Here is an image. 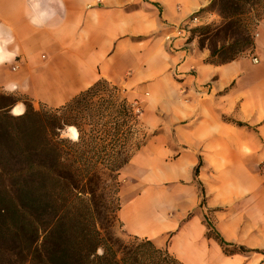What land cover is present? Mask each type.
Here are the masks:
<instances>
[{
  "label": "crops",
  "instance_id": "crops-1",
  "mask_svg": "<svg viewBox=\"0 0 264 264\" xmlns=\"http://www.w3.org/2000/svg\"><path fill=\"white\" fill-rule=\"evenodd\" d=\"M210 1L97 0L94 21L80 0H65L64 23L37 30L24 0H0V22L13 26L21 50L15 65L0 67V92L27 78L30 93L18 97L36 109L58 107L99 78L125 95L145 92L146 112L160 118L118 174L126 232L185 264H218L222 248L205 236L206 215L225 241L257 249L264 264V15L250 49L212 64L210 50L188 40L199 23L182 30Z\"/></svg>",
  "mask_w": 264,
  "mask_h": 264
},
{
  "label": "trees",
  "instance_id": "trees-1",
  "mask_svg": "<svg viewBox=\"0 0 264 264\" xmlns=\"http://www.w3.org/2000/svg\"><path fill=\"white\" fill-rule=\"evenodd\" d=\"M257 6L264 0H211L195 14L216 12L222 24L195 26L188 40L199 33L200 47L208 41L207 62H229L252 47L247 14ZM262 15L264 10L251 22L256 25ZM228 35L233 42L217 47L216 38ZM119 93L99 78L58 107L36 109L17 96L28 104L25 117L0 112V264H185L147 237L122 239L114 231L122 225L119 171L157 133L143 130L138 102ZM14 102L0 94V108ZM61 121L80 129L78 144L59 139ZM201 193L202 205L203 188ZM203 221L205 236L225 253L258 251L225 241L206 215ZM101 245L105 255L92 259Z\"/></svg>",
  "mask_w": 264,
  "mask_h": 264
},
{
  "label": "clouds",
  "instance_id": "clouds-1",
  "mask_svg": "<svg viewBox=\"0 0 264 264\" xmlns=\"http://www.w3.org/2000/svg\"><path fill=\"white\" fill-rule=\"evenodd\" d=\"M81 5L89 10V14L95 21L98 17L91 11L97 0H80ZM24 16L28 23L35 29L54 30L64 23L67 8L65 0H24ZM198 46V40L194 39L191 43ZM204 54L211 55L210 51L204 50ZM21 55V50L16 42L14 28L10 24L0 22V67L5 65H15ZM31 85L27 78L22 82L19 80H8L3 84L2 94L5 97H12L14 103L0 108V112L7 111V114L14 119H21L28 113V104L19 96H26L30 93ZM60 140H67L71 144H78L81 138L80 129L75 124L60 122V126L55 129ZM105 248L97 246L91 258L103 257Z\"/></svg>",
  "mask_w": 264,
  "mask_h": 264
},
{
  "label": "rangeland",
  "instance_id": "rangeland-1",
  "mask_svg": "<svg viewBox=\"0 0 264 264\" xmlns=\"http://www.w3.org/2000/svg\"><path fill=\"white\" fill-rule=\"evenodd\" d=\"M262 10H264V6H257L256 10H252L250 11L248 15L249 19L248 22L251 24V35L254 31V28L256 25H254V22H251V20L255 19L256 14L258 15ZM201 15H199V24L197 26H205V25H212V28H215L219 25L222 24V20L219 17L218 14H216V12H206L205 14H203L202 17H200ZM257 24V23H256ZM193 28V27H192ZM214 33V32H213ZM199 33H195V39L199 40ZM216 46L219 47L221 44H225L227 45L228 43H232L233 39L228 35L225 36L224 38H216ZM199 45V44H198ZM208 45V41H205V45L207 47ZM208 48V47H207ZM120 96H127L129 98V100H134L138 102V105L141 109V112L138 113V117L140 119V122L142 124L143 130L146 133L151 134L154 131H158L157 128H153L152 127H148L147 123L153 122L155 124V122H157L160 118V115L156 112V110H151L149 113L146 112L145 110V101H146V97L147 94L145 92L139 94V95H125L122 92L119 93ZM45 106L43 104H40L39 108ZM264 163V162H262ZM261 163V164H262ZM261 167V165H260ZM204 222V221H203ZM209 222V220H208ZM205 223V222H204ZM116 235L122 239H126L128 236V233L126 232V230L124 229L123 225H116L115 229H114ZM235 245H239V244H235ZM227 249H231V247L227 248ZM262 252H264V250H262ZM217 262L218 264H258V257H261L260 253H255V252H251V253H235V254H229V253H225L223 250H219L217 251ZM249 257V258H247Z\"/></svg>",
  "mask_w": 264,
  "mask_h": 264
},
{
  "label": "built area",
  "instance_id": "built-area-1",
  "mask_svg": "<svg viewBox=\"0 0 264 264\" xmlns=\"http://www.w3.org/2000/svg\"><path fill=\"white\" fill-rule=\"evenodd\" d=\"M199 22V16H197L195 13H193V15L190 17L189 21L187 23H185L182 26V30H186V27L190 25V23H198ZM165 38L168 39L169 35H165ZM256 58H253V61H256ZM261 169L264 170V163L261 164Z\"/></svg>",
  "mask_w": 264,
  "mask_h": 264
}]
</instances>
